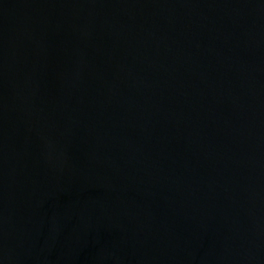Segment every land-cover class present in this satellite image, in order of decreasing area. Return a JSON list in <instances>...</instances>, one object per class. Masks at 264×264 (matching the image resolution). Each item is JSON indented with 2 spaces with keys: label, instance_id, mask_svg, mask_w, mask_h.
<instances>
[{
  "label": "water",
  "instance_id": "obj_1",
  "mask_svg": "<svg viewBox=\"0 0 264 264\" xmlns=\"http://www.w3.org/2000/svg\"><path fill=\"white\" fill-rule=\"evenodd\" d=\"M0 264H264V0H0Z\"/></svg>",
  "mask_w": 264,
  "mask_h": 264
}]
</instances>
